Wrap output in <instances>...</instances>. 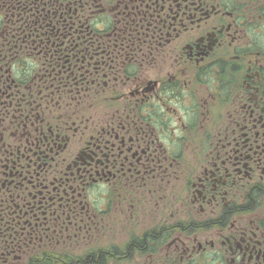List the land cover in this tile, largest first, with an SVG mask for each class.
<instances>
[{
	"label": "flooded vegetation",
	"instance_id": "1",
	"mask_svg": "<svg viewBox=\"0 0 264 264\" xmlns=\"http://www.w3.org/2000/svg\"><path fill=\"white\" fill-rule=\"evenodd\" d=\"M0 264H264V0H0Z\"/></svg>",
	"mask_w": 264,
	"mask_h": 264
}]
</instances>
